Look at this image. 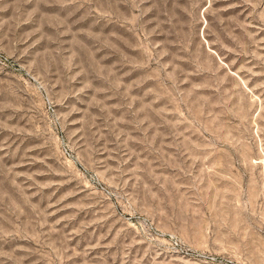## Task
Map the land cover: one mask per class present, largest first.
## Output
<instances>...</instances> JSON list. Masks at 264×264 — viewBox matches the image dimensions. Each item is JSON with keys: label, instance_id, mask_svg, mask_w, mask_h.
Wrapping results in <instances>:
<instances>
[{"label": "rangeland", "instance_id": "rangeland-1", "mask_svg": "<svg viewBox=\"0 0 264 264\" xmlns=\"http://www.w3.org/2000/svg\"><path fill=\"white\" fill-rule=\"evenodd\" d=\"M0 264H264V0H0Z\"/></svg>", "mask_w": 264, "mask_h": 264}]
</instances>
